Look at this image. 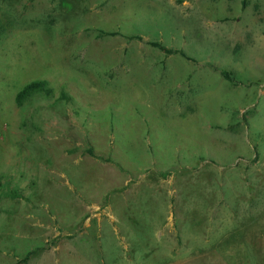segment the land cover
I'll return each mask as SVG.
<instances>
[{"label":"rangeland","instance_id":"obj_1","mask_svg":"<svg viewBox=\"0 0 264 264\" xmlns=\"http://www.w3.org/2000/svg\"><path fill=\"white\" fill-rule=\"evenodd\" d=\"M31 251L264 264V0H0V264Z\"/></svg>","mask_w":264,"mask_h":264},{"label":"trees","instance_id":"obj_2","mask_svg":"<svg viewBox=\"0 0 264 264\" xmlns=\"http://www.w3.org/2000/svg\"><path fill=\"white\" fill-rule=\"evenodd\" d=\"M137 37L142 39L140 36H137ZM149 43L152 44L153 46L159 47L160 49L164 50L167 53H175L176 52V50H173L172 48H167L164 45H162L160 42L151 41ZM222 72L227 78H230V74L228 71L223 70ZM45 84H46V82L44 80H42V81H34V82H31V83L25 85L17 94V97H16L17 103L21 104L24 101V99H26L28 96H30L34 92L46 89ZM32 253H34V251L29 252L27 254V256H25L22 260L16 262V264L26 262Z\"/></svg>","mask_w":264,"mask_h":264}]
</instances>
